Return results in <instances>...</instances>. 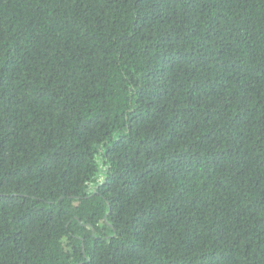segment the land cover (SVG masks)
Masks as SVG:
<instances>
[{"label":"trees","instance_id":"obj_1","mask_svg":"<svg viewBox=\"0 0 264 264\" xmlns=\"http://www.w3.org/2000/svg\"><path fill=\"white\" fill-rule=\"evenodd\" d=\"M0 264H264V0H0Z\"/></svg>","mask_w":264,"mask_h":264}]
</instances>
